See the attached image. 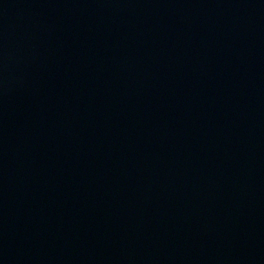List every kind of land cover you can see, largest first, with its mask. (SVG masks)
<instances>
[{"label": "water", "instance_id": "1", "mask_svg": "<svg viewBox=\"0 0 264 264\" xmlns=\"http://www.w3.org/2000/svg\"><path fill=\"white\" fill-rule=\"evenodd\" d=\"M0 264H264V0H0Z\"/></svg>", "mask_w": 264, "mask_h": 264}]
</instances>
